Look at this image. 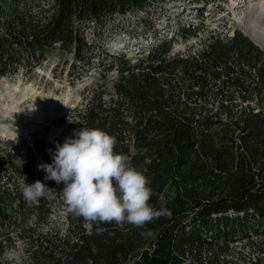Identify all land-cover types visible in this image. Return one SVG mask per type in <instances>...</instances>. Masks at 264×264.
Returning a JSON list of instances; mask_svg holds the SVG:
<instances>
[{"label": "trees", "instance_id": "16d2710c", "mask_svg": "<svg viewBox=\"0 0 264 264\" xmlns=\"http://www.w3.org/2000/svg\"><path fill=\"white\" fill-rule=\"evenodd\" d=\"M147 4L0 0V81L21 66L33 72L56 46L72 52L74 79L77 65L90 61L86 51L97 47L85 29L92 25L102 38L108 30L100 24L110 27L116 13ZM197 36L186 28L179 33L181 43ZM172 49V41L164 42L134 62L103 52L104 70L65 121L76 131L96 128L114 136L117 153L135 149L132 164L150 180L149 203L158 209L163 202L171 216L145 228L89 224L66 213L63 184L45 181L37 167L52 162L51 144L38 132L15 144L0 141V264H16L6 251L18 240L28 264H227L220 240L247 228L264 230V51L240 29L206 38L193 54L172 55ZM113 68L117 76L108 80ZM52 136L56 145L72 137ZM23 176L61 197V231H39L51 222L52 204L48 191L38 202H26ZM146 230L155 235H142Z\"/></svg>", "mask_w": 264, "mask_h": 264}, {"label": "clouds", "instance_id": "9594fccd", "mask_svg": "<svg viewBox=\"0 0 264 264\" xmlns=\"http://www.w3.org/2000/svg\"><path fill=\"white\" fill-rule=\"evenodd\" d=\"M116 143V138L103 130L81 127L58 143L54 152L50 150V164L37 167L45 173V181L63 184L66 213L82 217L89 224L145 228L160 217H170L171 211L163 202L158 209L149 203L153 195L150 180L132 164L136 150L131 155L117 153ZM22 164L20 160V167ZM19 187L28 203L38 202L49 189L40 180L26 183V177ZM141 234L155 235L151 230Z\"/></svg>", "mask_w": 264, "mask_h": 264}, {"label": "rangeland", "instance_id": "374dc122", "mask_svg": "<svg viewBox=\"0 0 264 264\" xmlns=\"http://www.w3.org/2000/svg\"><path fill=\"white\" fill-rule=\"evenodd\" d=\"M181 1L186 4V6L188 5L190 7V3H192L193 0ZM234 1L235 0H225V2L229 3V5H231ZM243 8L246 9L243 11L241 17L242 19L247 20L250 7L249 5H244L243 7L241 6L240 9ZM176 13L179 14V12ZM223 14V18L226 23H229V21L233 23V19L237 18V14L233 15L227 11H224ZM137 19L138 17L125 22L122 21L119 28L122 29L123 27V29H128L129 25L133 23L139 25L140 22H138ZM215 21L216 15H210L209 22L213 24ZM115 25H118L117 21ZM143 25L144 23H141V26ZM234 26L239 28L242 32L244 31V23H241V25L235 23ZM101 28H107V30H109V26L107 24H104V27ZM93 33L95 32H93L91 25L84 31L86 40H88L87 34L89 37L98 38L96 42L90 39V41L92 40L91 42L97 44L98 47L95 46L96 49L90 52L86 51V55L90 58V61L88 62L89 64L85 63V65L82 66L83 62L79 63L77 65L78 68L74 72V79H71L69 74L74 61L72 52L61 50L57 46L45 51V59L41 62V64L34 67L33 72L26 73L25 68L21 66L15 74L1 79L0 127L15 126L16 128H20L17 135L1 136L4 140L1 143L9 142L11 144H15L19 139H31V137L37 132L39 137L45 139L48 143L53 141L52 135L54 133L63 131L66 135L73 136L76 131L75 128L67 125L65 121L69 118V116L75 114L73 107L80 108L78 105L82 104L85 100L87 90L92 87V85L96 82L95 80L99 78L100 71L104 70L103 66L99 65V59L104 57V51L99 50L101 49L100 44H103V39L101 37L99 38L96 34L93 35ZM137 56L131 55L132 58ZM110 71L111 69L106 73H109ZM18 98H21L19 100L20 102L14 103H19L17 106L11 104L14 102V99ZM64 100L67 101L65 102ZM4 103L7 106H10L11 109H8L9 111L3 110L6 109L4 108ZM38 105L41 107L40 109L34 110L32 108L34 106L35 108L39 107ZM13 106H15L16 109H13ZM29 107L31 108L29 109ZM31 109H33V111H30ZM24 126L26 127V130ZM43 176H45L44 172ZM47 186L49 187L48 198L52 204L53 216H51V222L48 225L39 226V231L44 233L50 230L61 231L64 222V206L61 203V197L56 195L49 185ZM30 222H32V220H30ZM6 257L8 260L16 262V264H28L29 262L28 256L25 252V246L21 240L17 241L14 248H9L6 251Z\"/></svg>", "mask_w": 264, "mask_h": 264}, {"label": "built area", "instance_id": "2783aa9c", "mask_svg": "<svg viewBox=\"0 0 264 264\" xmlns=\"http://www.w3.org/2000/svg\"><path fill=\"white\" fill-rule=\"evenodd\" d=\"M235 2L237 3L239 0H235ZM239 7H235L237 8L235 10L225 0H193L190 7L186 6L181 0H148L145 7L132 8L123 14L116 13L112 17L110 29L102 37L103 44H100V46L104 53L111 55L124 54L131 62L147 55L151 50L159 47L160 44L170 41L173 42L172 55L193 54L196 49L202 46V41L206 38L217 34L221 37L231 36L235 29H239L234 26L235 23L241 25L242 11ZM224 11L233 15L237 14V18L233 19V23L229 21L232 25L224 21ZM213 14L216 15V21L212 24L209 22V16ZM136 17L140 22L139 25L133 23L129 25L128 29L119 28L122 21L125 22ZM116 21L118 25H115ZM141 23H144V25L141 26ZM101 27H104V24H100L99 28ZM185 28L196 30L198 36L181 43L179 33L181 29ZM87 38V41L91 43L92 40L90 41V39L93 38L89 37L88 34ZM131 55L138 56L132 58ZM116 76L117 71L113 68L108 73L107 78L111 80ZM78 106H81V104ZM75 108L73 107V109ZM58 133L65 134L63 131ZM0 141L4 140L0 138ZM4 143L11 144L9 142ZM49 144L53 147L56 146L54 141H50ZM53 147H50V150ZM0 159L4 160L2 155H0ZM3 167L8 168V164L5 163ZM219 244L226 246L228 249L220 255L222 260L227 261V264H264V230H258L257 227L255 229L247 228L236 232L231 238L220 240Z\"/></svg>", "mask_w": 264, "mask_h": 264}, {"label": "bare ground", "instance_id": "6f19581e", "mask_svg": "<svg viewBox=\"0 0 264 264\" xmlns=\"http://www.w3.org/2000/svg\"><path fill=\"white\" fill-rule=\"evenodd\" d=\"M241 2V3H240ZM243 2V3H242ZM248 6L250 7V11L248 12L249 15L247 17V20L242 19L241 23H244V31L246 32V34L256 43H258L263 49H264V0H239V2H233V4H231V6L233 7V9L237 10V8L235 7H239V6ZM241 8V7H240ZM239 8V9H240ZM246 8L240 9L243 13V11ZM247 13V12H246ZM263 24V25H262ZM22 98V97H21ZM21 98L18 99H14V102L11 104H14L15 102H20L19 100ZM65 102L67 100H64ZM69 102V101H68ZM8 104V103H7ZM19 103H16L14 105H18ZM3 105V104H2ZM6 109H3L4 111H9L8 109H11L10 106L6 105L4 103ZM3 105V106H4ZM42 105V103H41ZM37 106V105H36ZM39 106V105H38ZM46 106V105H44ZM43 106V107H44ZM54 106V105H53ZM31 107H29L30 109ZM34 110H38L41 107H32ZM13 109H16L15 106H13ZM33 109H31L30 111H33ZM11 111V110H10ZM27 111V110H26ZM16 112V111H14ZM41 112V111H38ZM29 113V112H27ZM35 113V112H34ZM7 114V113H6ZM24 115V114H23ZM43 115V114H42ZM25 117V116H24ZM38 118H42V117H38ZM26 120V119H25ZM24 120V121H25ZM28 121V120H27ZM25 123V122H24ZM5 125V124H3ZM24 125V124H23ZM22 126V125H20ZM26 126V125H25ZM24 126V127H25ZM20 128H16L15 126H11V127H7V126H2L0 127V136H8V135H17L19 132ZM26 130V127H25Z\"/></svg>", "mask_w": 264, "mask_h": 264}, {"label": "water", "instance_id": "95a60500", "mask_svg": "<svg viewBox=\"0 0 264 264\" xmlns=\"http://www.w3.org/2000/svg\"><path fill=\"white\" fill-rule=\"evenodd\" d=\"M243 33L257 46V47H259L262 51H264V49L258 44V43H256V42H254L244 31H243Z\"/></svg>", "mask_w": 264, "mask_h": 264}]
</instances>
